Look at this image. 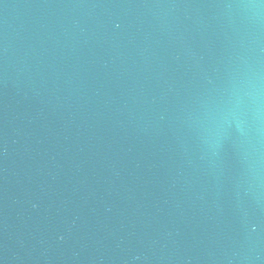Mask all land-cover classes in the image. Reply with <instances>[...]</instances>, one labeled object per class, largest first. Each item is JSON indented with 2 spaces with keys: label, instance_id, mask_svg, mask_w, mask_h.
<instances>
[{
  "label": "water",
  "instance_id": "obj_1",
  "mask_svg": "<svg viewBox=\"0 0 264 264\" xmlns=\"http://www.w3.org/2000/svg\"><path fill=\"white\" fill-rule=\"evenodd\" d=\"M0 264H264V0H0Z\"/></svg>",
  "mask_w": 264,
  "mask_h": 264
}]
</instances>
